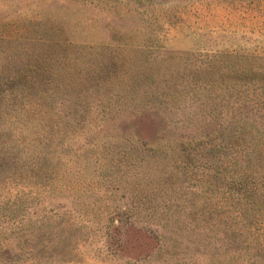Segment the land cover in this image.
Returning a JSON list of instances; mask_svg holds the SVG:
<instances>
[{"label": "rangeland", "instance_id": "1", "mask_svg": "<svg viewBox=\"0 0 264 264\" xmlns=\"http://www.w3.org/2000/svg\"><path fill=\"white\" fill-rule=\"evenodd\" d=\"M13 117L0 264H264V0H0Z\"/></svg>", "mask_w": 264, "mask_h": 264}, {"label": "trees", "instance_id": "2", "mask_svg": "<svg viewBox=\"0 0 264 264\" xmlns=\"http://www.w3.org/2000/svg\"><path fill=\"white\" fill-rule=\"evenodd\" d=\"M52 41V40H51ZM53 95V94H52ZM49 99L45 102L46 112L50 111V108H53L56 106V103L54 104V99L49 94ZM50 100L53 102L51 103ZM59 103V102H58ZM62 106H65V102L61 100L59 103ZM46 125L51 127L58 126L59 121L56 120L54 117L47 115V118H45ZM247 122V121H246ZM18 123L17 118L13 117L12 119H2L0 118V181L3 182L4 180L13 182L17 176H19L18 172H20V166L19 163H28L29 159L25 158L20 155V150L16 151V144L19 143H28V135L26 132L28 131H19L18 127L15 126V124ZM24 128L29 130L28 123H25ZM247 126H244V129L246 130ZM22 129V128H21ZM20 129V130H21ZM247 131V130H246ZM33 142V139L30 141ZM30 143V144H31ZM236 143V142H235ZM243 145H245V155L244 159L246 160V165L248 162H251L254 160V156H256V152H254V149H251V146L248 145L247 139L244 140ZM246 150V151H245ZM264 152V150L262 151ZM263 155V154H261ZM28 167V164L27 166ZM18 170V171H17ZM252 173H247V175L251 176ZM27 173H25V176ZM251 192V191H249ZM246 200L251 196L250 193L246 195ZM3 214V211H0V215ZM11 250L9 247H1L0 248V256L5 255H11Z\"/></svg>", "mask_w": 264, "mask_h": 264}]
</instances>
